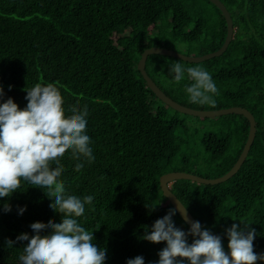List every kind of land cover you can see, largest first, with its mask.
Returning a JSON list of instances; mask_svg holds the SVG:
<instances>
[{"label":"trees","instance_id":"obj_1","mask_svg":"<svg viewBox=\"0 0 264 264\" xmlns=\"http://www.w3.org/2000/svg\"><path fill=\"white\" fill-rule=\"evenodd\" d=\"M219 1L234 27L221 56L189 63L150 55L144 70L182 106L202 111L240 107L253 116V142L231 178L215 185L177 180L170 190L202 229L221 237L226 253V230L235 223L241 230H248L244 224L255 229L254 252L264 255V0ZM225 39L223 13L208 0H0V103L11 98L23 110L27 90L52 83L61 92L66 117L73 106H87L85 134L95 160H74L69 150L60 160L65 171L58 179L67 195L94 197L76 219L93 232L94 245L106 250L105 264H126L137 256L144 264H158L166 243L153 244L143 236L173 209L159 186L162 175L184 172L215 179L240 156L249 133L244 116L202 119L176 112L137 70L146 49L185 44L194 56H203L218 51ZM177 62L209 72L218 89L215 107L190 102L187 73L177 83L170 72ZM79 162L85 166L76 172ZM47 192L22 180L10 197L0 198V264H22L19 257L28 241L12 247L7 242L22 234L31 238V224L62 221ZM6 204L11 211H4ZM20 208H26L22 215ZM173 222L185 233L190 229L177 213ZM49 234L51 229L40 233ZM192 240L189 236L188 243Z\"/></svg>","mask_w":264,"mask_h":264},{"label":"clouds","instance_id":"obj_2","mask_svg":"<svg viewBox=\"0 0 264 264\" xmlns=\"http://www.w3.org/2000/svg\"><path fill=\"white\" fill-rule=\"evenodd\" d=\"M170 72L175 74L177 83L183 81L187 73L192 83L185 86V91L191 103L215 107L212 97L218 89L208 71L201 67L185 69L177 62ZM26 92L28 103L23 110L11 98L0 103V198L10 197L20 188L22 180L46 188L47 197L54 198L50 207L62 216V221L33 223L30 227L35 235L30 238L22 234L15 242L9 240L8 247L28 241L24 254L19 257L22 264H105L106 250L94 245L93 232L87 231L76 219L83 216L85 205H91L94 197L81 199L67 195L63 182L58 179L65 171L60 160L69 150L74 160L80 161L83 157L89 164L95 160L89 147L90 137L85 134L87 106L83 110L73 106L72 115L66 117L64 100L56 85L36 84ZM3 97L4 90L0 86V100ZM53 163L55 168L51 167ZM84 166V162L76 163L75 171L80 172ZM25 210L20 208V214ZM4 211H11V207L6 204ZM175 214L176 211L170 209L155 221L151 232L146 230L143 236L153 244L166 243L158 253V264H257L264 261V255L254 252L256 232L248 228L249 224L243 223L247 231L235 223L226 230L229 241L226 253L221 237L202 229L199 221L192 222L187 233L177 228L173 222ZM47 229H51V234L41 236ZM189 236L193 238L191 244ZM126 264H144V258L137 256Z\"/></svg>","mask_w":264,"mask_h":264},{"label":"water","instance_id":"obj_3","mask_svg":"<svg viewBox=\"0 0 264 264\" xmlns=\"http://www.w3.org/2000/svg\"><path fill=\"white\" fill-rule=\"evenodd\" d=\"M208 1H210L213 5H215L223 13V16L226 21V39L218 51L208 53L203 56H185V55H181L179 53H176L168 49L152 47V48L144 50V52L141 54V58L137 65V70L141 73V76L146 82V85L148 86V88L153 92V94L159 100H161L165 105H167L174 111L187 115V116L197 117V118H202V119H211V118L221 117V116L230 115V114H237V115L244 116L249 121V133H248V137L244 145V148L240 156L238 157L237 161L233 165V167L225 175L215 178V179H206V178H202L200 176L193 175L190 173L170 172L160 177L159 186H160L163 196L168 200L172 208L176 211V213L181 217V219L184 221V223L189 228L191 227V223L195 222L196 220L191 216V214L187 211V209L183 206V204L173 195V193L170 190L171 185L177 180H189L197 184L215 185V184L225 182L226 180L231 178L243 164L247 156V153L250 149V146L253 142L254 135H255V120L250 112L240 107H231L227 109L212 110V111H202V110H195V109L182 106L174 102L173 100L168 98L163 92H161V90L147 76L144 68H145V61L147 57L150 55L172 57L176 59H181L189 63H200V62H204L214 57H219L226 51L229 43L232 41L233 34H234L233 22L225 6L219 0H208Z\"/></svg>","mask_w":264,"mask_h":264},{"label":"rangeland","instance_id":"obj_4","mask_svg":"<svg viewBox=\"0 0 264 264\" xmlns=\"http://www.w3.org/2000/svg\"><path fill=\"white\" fill-rule=\"evenodd\" d=\"M168 48H170L169 50H171V51H174L176 53H179V54L185 55V56H194V55L197 54L195 51L190 50L188 48V46L185 45V44H177V45H175L173 47H168ZM194 121L195 120L193 119V122ZM198 123H202V122H198ZM188 172H189V170H188Z\"/></svg>","mask_w":264,"mask_h":264}]
</instances>
